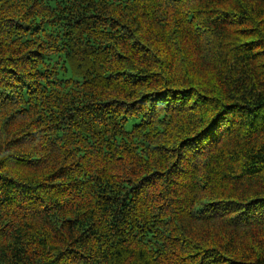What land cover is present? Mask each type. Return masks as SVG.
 <instances>
[{"label":"trees","instance_id":"16d2710c","mask_svg":"<svg viewBox=\"0 0 264 264\" xmlns=\"http://www.w3.org/2000/svg\"><path fill=\"white\" fill-rule=\"evenodd\" d=\"M0 264H264V0H0Z\"/></svg>","mask_w":264,"mask_h":264},{"label":"bare ground","instance_id":"6f19581e","mask_svg":"<svg viewBox=\"0 0 264 264\" xmlns=\"http://www.w3.org/2000/svg\"><path fill=\"white\" fill-rule=\"evenodd\" d=\"M224 143V142H223ZM225 146V145H224ZM206 157V156H205ZM209 157V156H208ZM194 158V157H193ZM199 160V159H198ZM196 164V163H195ZM209 165V164H208ZM214 165V164H213ZM194 166V165H193ZM200 166V165H198ZM210 166V165H209ZM191 167V166H190ZM259 167V166H258ZM263 167V166H262ZM105 168V167H104ZM257 168V167H256ZM246 169V168H245ZM251 169V168H250ZM263 170V169H262ZM250 171V170H249ZM258 171V170H257ZM244 172V171H243ZM102 173V172H101ZM108 173V172H107ZM254 173V172H253ZM256 173V172H255ZM105 174V173H104ZM106 175V174H105ZM251 175V174H250ZM108 176V175H107ZM253 176V175H252ZM251 176V177H252ZM254 177V176H253ZM104 179V178H103ZM120 188V187H119ZM123 189V188H122ZM263 189V188H262ZM255 194V193H254ZM258 194V193H257ZM261 194V193H260ZM256 195V194H255ZM253 196V195H252ZM257 199V198H256ZM150 209V208H149ZM218 210V209H217ZM187 213V212H186ZM223 213V212H222ZM174 215V214H173ZM171 216V215H170ZM158 217V216H157ZM177 217V216H176ZM227 218V217H226ZM217 219V218H216ZM105 220V219H104ZM212 220V219H211ZM221 220V219H220ZM181 221V220H180ZM224 221V220H223ZM228 221V220H227ZM211 223V222H210ZM214 224V222H212ZM207 224V223H206ZM221 224V223H220ZM230 224V223H228ZM175 225V224H174ZM186 225V224H185ZM188 225V223H187ZM216 225V224H215ZM225 225V224H224ZM231 226V225H230ZM202 227V226H201ZM224 227V226H223ZM218 227H216L215 229H217ZM204 229V228H203ZM225 229V228H224ZM233 229V228H232ZM237 230V229H236ZM247 240V239H246ZM166 259V258H165ZM126 260V259H125Z\"/></svg>","mask_w":264,"mask_h":264}]
</instances>
